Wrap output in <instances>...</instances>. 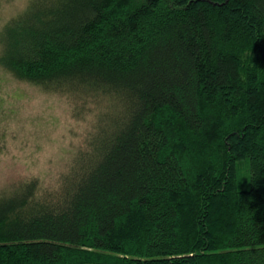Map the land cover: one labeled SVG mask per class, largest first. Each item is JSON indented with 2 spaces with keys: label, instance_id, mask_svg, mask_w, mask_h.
Segmentation results:
<instances>
[{
  "label": "trees",
  "instance_id": "obj_1",
  "mask_svg": "<svg viewBox=\"0 0 264 264\" xmlns=\"http://www.w3.org/2000/svg\"><path fill=\"white\" fill-rule=\"evenodd\" d=\"M0 67L92 117L0 191V264H264V0H31Z\"/></svg>",
  "mask_w": 264,
  "mask_h": 264
},
{
  "label": "rangeland",
  "instance_id": "obj_2",
  "mask_svg": "<svg viewBox=\"0 0 264 264\" xmlns=\"http://www.w3.org/2000/svg\"><path fill=\"white\" fill-rule=\"evenodd\" d=\"M31 0H0V30ZM74 98L50 92L0 67V191L38 178L44 188L59 181L91 126Z\"/></svg>",
  "mask_w": 264,
  "mask_h": 264
}]
</instances>
